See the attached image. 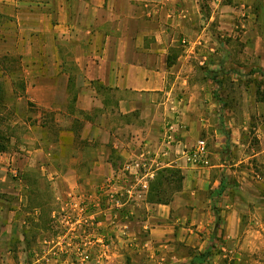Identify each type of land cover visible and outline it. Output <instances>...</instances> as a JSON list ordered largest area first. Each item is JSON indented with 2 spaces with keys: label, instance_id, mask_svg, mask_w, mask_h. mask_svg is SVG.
<instances>
[{
  "label": "crops",
  "instance_id": "0c3cea01",
  "mask_svg": "<svg viewBox=\"0 0 264 264\" xmlns=\"http://www.w3.org/2000/svg\"><path fill=\"white\" fill-rule=\"evenodd\" d=\"M257 6L0 0V264H32L35 240L21 229L49 205L38 195L65 199L107 182L121 203L112 224L141 264H192L206 252V264H243L264 252ZM200 140L208 167L187 161ZM171 168L182 190L149 202L151 182Z\"/></svg>",
  "mask_w": 264,
  "mask_h": 264
},
{
  "label": "rangeland",
  "instance_id": "374dc122",
  "mask_svg": "<svg viewBox=\"0 0 264 264\" xmlns=\"http://www.w3.org/2000/svg\"><path fill=\"white\" fill-rule=\"evenodd\" d=\"M257 14L263 13L264 0H257ZM260 11V12H259ZM257 73L258 69L256 70ZM247 85V84H246ZM259 91H264V80L257 81ZM243 88V87H242ZM101 184L94 193L76 192L59 199L51 190L38 195L37 203L49 205L39 216H28L29 229L23 225L22 233L34 237L32 264H141L142 259L129 256L130 247L125 234H117L119 227L112 224L119 209H112L109 192ZM47 188V187H46ZM116 198V196H115ZM116 220V221H117ZM118 223V221H117ZM39 239V242L37 240ZM243 264H264V252L243 254ZM224 264H235L226 259Z\"/></svg>",
  "mask_w": 264,
  "mask_h": 264
},
{
  "label": "trees",
  "instance_id": "16d2710c",
  "mask_svg": "<svg viewBox=\"0 0 264 264\" xmlns=\"http://www.w3.org/2000/svg\"><path fill=\"white\" fill-rule=\"evenodd\" d=\"M1 138V137H0ZM5 151V146L0 140V152ZM184 176L180 169L171 168L161 170L157 177L151 182L149 202L166 203L176 193L180 192L183 187ZM210 253H199L193 258L192 264H206Z\"/></svg>",
  "mask_w": 264,
  "mask_h": 264
},
{
  "label": "built area",
  "instance_id": "2783aa9c",
  "mask_svg": "<svg viewBox=\"0 0 264 264\" xmlns=\"http://www.w3.org/2000/svg\"><path fill=\"white\" fill-rule=\"evenodd\" d=\"M175 131H174V126L172 124H169L166 129V145L169 147L171 146L174 141H175ZM187 161L193 165L194 167L197 168H203V167H208L210 165V153H209V145L206 140H200L198 143L191 149L190 152L186 154ZM15 174L17 172L13 170ZM152 177V174L148 177ZM111 186V182H107L105 191L109 192ZM142 188L144 190H147L148 188V182L146 181L144 184H142ZM110 202L112 204L119 206L121 203L118 201V199L115 198V195L110 194L109 195Z\"/></svg>",
  "mask_w": 264,
  "mask_h": 264
}]
</instances>
